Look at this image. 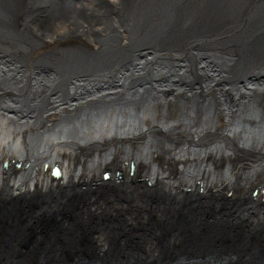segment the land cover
I'll return each instance as SVG.
<instances>
[{
	"label": "bare ground",
	"instance_id": "obj_1",
	"mask_svg": "<svg viewBox=\"0 0 264 264\" xmlns=\"http://www.w3.org/2000/svg\"><path fill=\"white\" fill-rule=\"evenodd\" d=\"M4 1L9 6L13 3V0ZM34 2L35 0H28L29 9L37 11ZM157 2L158 0H118L111 9L106 10L105 4L94 7L92 1L90 6L93 7L88 8L83 4V0H48L39 11L50 5L57 8V15L47 27L38 28L37 35L44 39L43 43L40 46L36 44L25 53L12 52V45L18 44L14 41L13 27L8 28V21L13 17L12 14L0 10V151L10 153L23 150L26 154L25 162L28 159L34 162L30 173L32 185H36V181H40V184L46 182L57 184L52 187L55 192H59L58 186L61 187L63 181L67 182L71 177H84L77 176L81 169L84 171L88 169L91 172V175L87 176L90 181L100 178L101 169L104 172L108 170L107 166L116 159V155L121 150L115 149L116 144H108L106 141L139 138L147 134L151 128H157L155 135L162 138V143L170 145L173 150L166 154L157 151H150L151 153L148 154L149 151L145 152V149L136 146L137 150L134 152L138 157L135 171L155 166L160 170L155 173L156 176H162L161 181H168L167 184L170 183L171 187L177 190L176 193L190 188L191 182L192 184L199 182L207 188L204 190L200 188L202 190L200 192L192 190L189 193H194L196 199H201L203 202L205 200L206 203L219 208L223 207L220 205V199L206 196L210 191L220 196L219 193L232 188L231 182H243L244 179L251 178L246 182L249 186L244 189L249 190V193L253 189H258L260 193L255 195L258 203H251L253 201L251 199L248 204L253 206L248 207L250 205L247 204L248 209L245 207L247 214L241 213L246 219L236 215L237 212L234 210L235 206L249 201L247 197L242 196L237 200L228 196L232 200L231 206L216 210L213 208L209 215L212 220L221 222L222 227L225 226L228 231L229 227L238 230H253L260 227L264 232V70H246L245 66L241 67L237 62L224 66L220 62L208 63L206 55L215 57L229 53L214 52L213 49L206 48L204 35L198 31L190 34V37L187 36V41L182 42L181 45L166 42L162 37L153 43L149 39H153L154 35L148 29L151 27L150 23H153ZM254 3V0H250L248 7L251 6V9ZM100 10L108 11L110 16L108 17L107 12H99ZM116 14L120 20L123 15L125 17V24L133 38L130 43L123 45V40H120L121 31L112 28ZM244 15L246 17L247 13L235 14L234 19H243L242 23H244ZM73 22L82 24L75 28ZM85 23L87 26L82 27ZM70 28L77 29V33L85 35L89 33L95 38L90 40L89 47L84 45L79 47L77 42L66 43L64 39ZM115 33L117 38H120L117 40H120L119 42L114 41L112 37ZM108 37L110 39L102 43ZM144 39L146 44L142 42ZM111 43L115 44L110 46ZM261 43H264V40ZM116 46L127 50L130 56L123 58L118 65L105 64L107 62L103 61L96 65L98 69L90 70L95 62L90 64L82 59H74L75 67L68 68L64 74H43L32 77L31 74L26 73L32 70L36 60H43L52 53H54L52 61L56 62L57 58L65 55L77 57L76 54L81 51L92 50L91 52L102 55ZM140 46L144 47L142 51ZM160 52L166 65H171L166 66V69L173 72L168 74L144 72L143 65L150 64L148 58ZM141 54L144 56L142 57ZM137 55L142 58L139 62L144 61L142 66L133 64L129 66V60H132V63L138 62ZM17 56L19 58L21 56L23 62L21 60L14 62V57ZM182 58L184 62H180ZM59 64L64 65L62 62ZM153 77L159 79L156 89L152 88L151 83L148 84L151 87L147 86L148 79L154 81ZM246 77L252 78L237 88V82ZM219 78L229 80L226 87L216 84ZM204 79L210 85L207 84L205 91H201L200 85ZM177 86L180 88L179 91H176ZM166 97L170 99L163 102ZM114 130L122 134L112 133ZM93 141L103 143L100 146L88 145ZM76 142L84 143L83 147L89 148L91 152L72 153L69 146ZM112 146L114 147L111 149ZM106 147L110 150L105 151ZM48 150L53 152V155H50L53 158L50 166L62 164L63 171L59 177L51 176L50 167L47 170L42 167L44 164L42 159L46 155L44 152ZM108 152L114 157L113 159H109L110 156L106 158L105 154ZM126 152L128 153L121 152L122 157L126 156L130 159L135 154L128 150ZM194 152L197 154L200 152V159L193 158V155H196ZM93 154H97L98 158L93 162L89 159L88 163L92 165H86V159ZM78 155L84 156L85 160L77 168ZM188 155L195 161L189 165L192 170L180 169L177 175L170 176L161 173V170L169 164L178 163L181 168L188 165L185 159ZM237 155L251 157L250 167L246 166L249 164L247 161L235 163L233 156ZM122 157L110 167V172L117 171V165L125 168V161L129 159L122 160ZM12 158L16 157H10ZM215 161L216 163H213ZM13 164L10 160L6 171L1 168L2 177L5 174L12 176ZM225 165L227 168L224 167ZM206 173L211 175V180H203ZM181 175H184V181L179 188L177 185L174 186V182L178 180L175 177ZM141 176L143 177L138 175L135 178ZM245 191L243 193H246ZM199 193L205 195L200 196ZM95 195L98 197L95 198ZM87 199V206H82L80 210L79 217L82 221L89 220L90 215L99 216L116 211H122L127 216L126 220L131 221L134 217L138 218L142 215V210L137 212L130 207L133 201L135 203L137 200L136 208L146 203L143 195L138 198V195L130 194L128 202H124L129 205L130 201V205L119 207L122 201L114 198L113 200L108 194L101 198L95 189L89 193ZM93 202H98L97 208L92 206ZM144 205L146 206L147 203ZM222 209L226 212L220 213ZM247 210L251 213L254 211V214L259 215L258 218L252 217ZM104 223H99L96 229H92L90 248L85 252L75 250L71 252L70 258L59 254L57 263L160 264L162 262L158 260L161 255L160 249L152 244H146L143 258L129 251L111 253V248L109 250L108 247L109 245L112 247L113 230ZM210 249L201 250L212 251L213 255L210 259H204L205 263L200 262V264H247L249 260L254 259V255L245 252L241 245L238 248ZM61 251L59 249L58 253ZM254 254L257 259L264 260V254ZM187 263L199 262L190 259Z\"/></svg>",
	"mask_w": 264,
	"mask_h": 264
},
{
	"label": "water",
	"instance_id": "obj_2",
	"mask_svg": "<svg viewBox=\"0 0 264 264\" xmlns=\"http://www.w3.org/2000/svg\"><path fill=\"white\" fill-rule=\"evenodd\" d=\"M249 1L158 0L153 23H150L151 27L148 29L154 36L149 40L155 43L162 37L166 42L181 45L193 32H202L206 40V48L213 49L214 52L229 53L215 57L206 55L208 63L220 62L224 66L237 62L241 67L245 66L246 70L261 69L263 71L264 43L261 41L264 40V0H254L255 3L251 9V6L248 7ZM4 2L0 0V10L12 14L13 17L8 21V27H24L26 32L25 36L22 30L18 33L14 32V41L18 44L12 45V52L25 53L36 44L40 46L44 39L37 35V30L51 24L49 22L56 17L57 8L48 5L47 10L44 8L41 11L39 9L35 11L29 9L28 0H16V3L13 2L11 6ZM239 13H247L246 17L244 15V23H242L243 19H234V15ZM116 35L117 33L112 34L114 41L120 39ZM109 39L110 37L106 38L102 43ZM142 42L146 44L145 39ZM113 44L115 43H111L110 46ZM91 51H81L76 54L77 57L65 55L57 58L56 62L52 61L54 57L52 53L43 60H36L32 70L26 73L31 74L32 77L43 74H64L68 68L75 67L74 59H82L90 64L95 62L96 64L90 70H96L98 63L106 61L105 64L118 65L125 58L124 50L117 46L102 55ZM18 60L23 62L21 56L14 57V62L17 63ZM59 61L64 65L60 66ZM132 64L135 65L134 61ZM15 65L18 66V64ZM251 78L246 77L237 82V88ZM228 83L229 80L226 78H219L216 82L220 84V87H226ZM207 84L210 85V83ZM112 133L122 134L118 130ZM147 139L146 145L143 146L145 152L150 149L151 141L154 143L152 138ZM157 141L162 143V138H157ZM17 153L21 157L25 155L23 150ZM5 154L6 156L0 160V171L2 167L6 171L10 163L9 153ZM44 155L42 159L44 170L50 167L51 176L59 177L63 171L62 164L58 162L59 164L50 166L53 159L50 155L52 156L53 152L48 150L44 152ZM105 156L106 158L110 156L109 152ZM121 157L122 153L119 151L116 159L107 166L108 170L101 174L100 180L90 181L91 179L87 176L71 177L67 182L63 181L61 187L58 186L59 192H55L52 187L57 184L47 182L40 184V181H36V185H32L30 173L34 165L33 160L28 159L24 166L21 159H18V162L12 160L14 163L12 176L5 174L2 177L0 172V264H53L59 261L57 257L59 254L68 257L75 250L85 252L92 244L90 235L93 226L103 222L109 224L113 230L114 241L111 253L129 251L143 258L146 244H152L161 251L162 255L158 258L160 262L162 261L160 264L167 260L169 252H177L185 248L202 250L225 247L229 249V247L238 248L241 245V248L249 254H264V232L260 227L253 230L229 227L230 230H226L221 222L212 220L209 215L211 209L221 208L213 207L205 200L203 202L201 199H196L197 196L194 197V193H189L190 190L185 189L186 192L183 190L176 193L170 183L167 184L168 181H161L156 176L155 173L160 170L155 166L138 169L143 177L135 178V162L138 157L136 153L125 161V168L121 167L128 176L121 180L116 178L118 171L112 173L109 169ZM97 158V154L91 155L86 159V165H92L88 163L89 159L93 162ZM84 160V156L78 155L77 168ZM224 167L227 168L226 165ZM174 168L180 170V167L176 165ZM181 169L192 170L189 165ZM94 189L99 192L101 198L112 192L117 194L118 200L124 202H128L130 194L138 195V198L143 195L147 205L140 208L138 203L139 207L136 208L137 202L133 201L130 205L129 201L132 209L137 212L142 210V215L131 221L126 220L127 216L122 211L92 217L90 215L89 220L82 221L79 217L81 207L87 206L88 195ZM200 191L202 190L198 188V192ZM219 194L220 196H217L216 192L210 191L206 196L220 199V205L223 207L231 204L232 200L228 195ZM257 194L258 189H255L253 194L248 193L246 197L249 201L253 199L251 202L258 203L255 196ZM199 195L202 196L205 193L202 195L199 193ZM59 249L62 250L60 253H58Z\"/></svg>",
	"mask_w": 264,
	"mask_h": 264
},
{
	"label": "rangeland",
	"instance_id": "obj_3",
	"mask_svg": "<svg viewBox=\"0 0 264 264\" xmlns=\"http://www.w3.org/2000/svg\"><path fill=\"white\" fill-rule=\"evenodd\" d=\"M116 1H118V0H116ZM111 9V8H110ZM119 14V13H118ZM124 19H125V17H124V15H123V17H122V22L125 24V21H124ZM114 23V22H113ZM86 36L88 37V38H90V39H93V38H95L93 35H91V34H86ZM89 45L90 44H87V45H84V46H86V47H89ZM156 130H157V128H151L150 130H149V132L147 133V134H144L143 136H140L139 138H137V137H130V138H128V139H117V140H113V141H106V143H108V144H111V143H113V144H116L117 146H116V148L115 149H118V150H121V152H123V153H128V152H126L127 150L130 152V153H132V154H134L135 152L134 151H136L137 150V147L136 146H138L140 149L142 148L143 149V146L144 145H146V141L148 140L147 138H149V140H151V138L154 140V143H152V141H151V143H150V149L148 150L149 152H148V154H150L151 152L150 151H157L158 153H162V154H166V153H170L172 150H173V148L170 146V145H166V144H164V143H161V142H158L157 141V138H159V137H157L156 135H155V132H156ZM151 137V138H150ZM157 137V138H156ZM147 139V140H146ZM103 142H98V141H93V142H91V143H89L88 145H95V146H100L101 144H102ZM84 143H79V142H76V143H74L73 145H70L69 146V149L72 151V153H74V154H78L80 151H82V153H84V152H86V153H89V152H91L90 151V149L88 148V149H86V148H84L83 146H85V145H83ZM87 146V145H86ZM114 146H112L111 147V149L113 148ZM109 147H106V150L105 151H107V150H110V149H108ZM145 149V148H144ZM180 149V148H179ZM67 150H68V148H67ZM159 150V151H158ZM6 152L5 151H0V160L3 158V157H5L6 156V154H5ZM25 153V152H24ZM144 153V152H143ZM196 155L193 157L195 160H198V159H200V152H198L199 154H197L196 152H194ZM201 153H202V151H201ZM144 154H146V153H144ZM144 154H142V155H144ZM10 155H14V156H10ZM16 157V158H12V159H10V157ZM197 156V157H196ZM8 157H9V161L10 160H14L15 162L16 161H18V159H21L22 161H23V163L25 162V159H26V154L23 156V157H21L20 155H18V153L17 152H10L9 153V155H8ZM234 157V159H235V163H238L239 161H243V163H245L244 161H247L249 164H246V166H249V165H251L252 164V159H251V157H249V156H241V155H237V156H233ZM123 159H129V158H127L126 156H124V157H122V160ZM186 160H187V164L188 165H192L193 164V162L195 163V161L193 160V159H191L190 158V155H188V157H186L185 158ZM124 160V161H125ZM213 163H216V161L215 162H213ZM1 164H3V163H1ZM169 164V163H168ZM211 164V163H210ZM174 165H176L177 167H180V169H181V166L178 164V163H176V164H169L168 166H166V167H164L161 171V173L163 174V175H165V176H170V175H177L178 174V172H179V170H175V168H174ZM239 165V164H238ZM118 166V172H117V175L119 176V177H117V175H116V178H118V179H122V178H124V177H126V176H128V173L127 172H125L124 170L122 171V169H120L122 166L121 165H117ZM250 167V166H249ZM173 169V170H172ZM120 170V171H119ZM100 172V173H99ZM98 173L100 174V177H102L101 176V174L104 172V170L103 169H101L100 171H99ZM177 172V173H176ZM79 174L77 175V176H89V175H91V172H89L88 171V169L86 170V171H84L83 169H81L79 172H78ZM114 173V172H113ZM134 175L135 176H138V175H140L139 174V171L137 172V171H135V173H134ZM160 177H162V176H159V178ZM182 177V178H181ZM181 177H175L176 179H178L177 180V182H174V186H176L177 185V187L179 186V188L181 187V183L184 181V175H181ZM245 177V176H244ZM142 178V177H141ZM100 179V178H99ZM160 179H162V178H160ZM212 179V177H211V175L210 174H208V173H206V174H204V177H203V180H207V181H209V180H211ZM251 178H246V179H244L243 180V182L242 181H240V182H231L230 183V186L232 187V188H229L228 190H224L223 192H221V193H225L226 195H228V196H230V197H232V198H234L235 200H237V199H240V197L241 196H243V197H246V195L249 193V190H247V189H244L245 187H248L249 186V184L248 183H246L247 181H249ZM203 180H201V182L203 181ZM245 182V183H244ZM193 184H195V185H193ZM192 184V182H191V186H190V188H188L187 190H190V191H192V190H196V191H198V189H195V188H202L203 190L204 189H206L207 187H204L201 183H199V182H197V183H193ZM195 187V188H194ZM176 188V187H175ZM218 188V187H217ZM246 190V191H245ZM255 189H253V190H251L250 191V193L249 194H251L253 191H254ZM96 191V190H95ZM174 191H176L177 192V190H174ZM246 192V193H243V192ZM96 192H98V191H96ZM258 193H260V192H258ZM108 194V197L109 198H114L115 200H118V196H115V193H107ZM239 196V197H238ZM95 198L96 197H98L97 195H95L94 196ZM113 199V200H114ZM261 199H263V198H261ZM97 201H98V199H96ZM139 200V199H138ZM91 201V200H90ZM137 201V200H136ZM135 201V202H136ZM112 202V201H111ZM250 201H248V202H243L240 206H235L234 207V210L237 212V214L236 215H239V216H241V217H243L244 219H246V217H245V215H241V213H245V214H247V212H245V210H246V208H247V204L249 203ZM257 202V201H256ZM91 203V202H90ZM252 203V202H251ZM144 204H146V203H144ZM144 204H142V205H140V207H144L145 205ZM136 205V204H135ZM248 205H250V204H248ZM92 206L94 207V208H97L98 207V202H93V204H92ZM125 207V206H129L127 203H124V201H122V203H121V205H119V207ZM231 206V205H230ZM253 205H250V206H248V207H252ZM136 207H137V205H136ZM246 207V208H245ZM222 208V207H221ZM248 209V208H247ZM221 212L220 213H222V212H226V210H224L223 211V209L222 210H220ZM248 211V210H247ZM224 212V213H225ZM235 212V213H236ZM249 213H251L250 211H248ZM252 214V217H255V218H258V216L259 215H257V214H254V211H253V213H251ZM235 214H233V216H236ZM137 217H134V219H136ZM109 225V224H108ZM98 226V224H96V225H94L93 226V228L92 229H96V227ZM111 239H112V242L114 241V235H112V237H111ZM110 248H111V246L109 245V247H108V249L110 250ZM214 249H218V248H213L212 250H214ZM72 254V253H71ZM162 255V254H161ZM213 254H212V251H201L200 249H191V248H185V249H183V250H179V251H177V252H169L168 254H167V260L163 263V264H180V263H187V260H190V259H192V260H194V262H199L198 264H200V262H202V263H205V261H204V259L205 260H207V259H210V258H212L211 256H212ZM253 255H254V259L252 260H249L248 261V263L247 264H264V260L263 259H257V257L255 256V254L253 253ZM180 256V257H179ZM182 256V257H181ZM69 258H70V256H68ZM182 260V261H181ZM203 260V261H202ZM174 262V263H173ZM53 264H59V263H57V262H55V263H53Z\"/></svg>",
	"mask_w": 264,
	"mask_h": 264
},
{
	"label": "flooded vegetation",
	"instance_id": "obj_4",
	"mask_svg": "<svg viewBox=\"0 0 264 264\" xmlns=\"http://www.w3.org/2000/svg\"><path fill=\"white\" fill-rule=\"evenodd\" d=\"M90 1H92L93 2V6L94 7H96V6H99L100 4H105L106 6H107V8H106V10L108 9V8H111V6H114L115 5V3L117 2L116 0H83V4L86 6V7H93V6H90L91 5V3H90ZM95 1V2H94ZM13 2H14V4L16 3V0H13ZM36 3V5H37V8L40 10V8H42V7H44L45 5H46V3H48V0H35V2H34V4ZM119 3V2H118ZM9 7V6H8ZM128 7H129V4L127 5V9H128ZM99 12H107V14H108V17L110 16V13L108 12V11H99ZM74 23V25H75V28H76V26L77 25H81L82 23H77V22H73ZM85 26H87V23H85V25L84 26H82V27H85ZM113 27H115V28H118L120 31H121V34H122V40H123V45L124 44H126L127 42H131L132 40H133V38H132V34H131V36H130V33H129V30L127 29V26H126V24L124 25V23L120 20V18H119V16L116 14L115 16H114V25H113ZM8 28H10V27H8ZM75 28H70L67 32H66V36H65V41H66V43H76L79 47H82L83 45H87V44H89V42H90V38H88L83 32V34L85 35H83V34H81V33H77V29H75ZM20 30H22L23 31V34H24V36H25V34H26V32H25V28L23 27V28H20V27H13L12 28V31H14L15 33H18ZM14 32H12L13 34H14ZM72 35V36H71ZM68 36L69 37H71V38H68ZM6 40H9V38H5ZM82 44V45H81ZM136 44V41L134 40V45ZM142 44V43H141ZM141 44H139V45H141ZM143 45V44H142ZM133 47V46H132ZM140 48H141V51L144 49V47H142V46H140ZM191 49V48H190ZM130 51V50H129ZM124 52H125V57L126 56H129L128 55V51L127 50H124ZM187 52V51H186ZM162 52H160V53H156V54H153V55H151V57H149L148 59H149V61H150V64H148V65H143V70H144V72H148L149 71V73H151V74H161V73H166V74H168V73H171V72H173V70L172 71H169V70H167L166 69V66H171V65H166V61H165V59L164 58H162L163 57V55L161 54ZM131 54H132V52H131ZM142 55V54H141ZM144 55H142V57H143ZM153 56V57H152ZM130 57V56H129ZM137 57V60H138V62H136L135 63V65L134 66H142V63L144 62L143 60L141 61V62H139V60L140 59H142V58H139V56L137 55L136 56ZM155 57V58H154ZM132 59V58H131ZM153 59V60H152ZM134 60V59H133ZM131 61V62H130ZM154 61V62H153ZM152 62V63H151ZM180 62H184V59L182 58L181 60H180ZM137 64V65H136ZM175 64H177V63H175ZM182 64H184V63H182ZM187 64V63H186ZM130 65H132V60H129V66ZM153 67H152V66ZM174 66V65H173ZM172 69H174V67L172 68ZM161 72V73H160ZM178 73V72H177ZM203 76H204V74H202ZM155 78V79H154ZM153 79H154V81H151L150 79H148V81H147V86H149V87H151L150 85H148L149 83H151V84H153V87L152 88H154V89H156L157 87H158V83H159V79L157 78V77H153ZM155 81H157V83H155ZM155 83V84H154ZM164 84H166V83H164ZM206 85V86H205ZM155 86V87H154ZM200 87H201V91H205V89H206V87H207V83H206V79H204L203 80V82L201 83V85H200ZM205 88V89H204ZM180 90V88H178V86L176 87V91H179ZM168 99H170V97H166V98H164V100H163V102L164 101H167Z\"/></svg>",
	"mask_w": 264,
	"mask_h": 264
}]
</instances>
